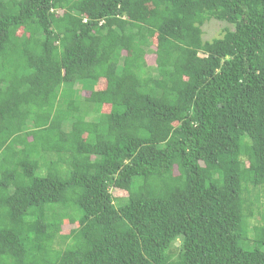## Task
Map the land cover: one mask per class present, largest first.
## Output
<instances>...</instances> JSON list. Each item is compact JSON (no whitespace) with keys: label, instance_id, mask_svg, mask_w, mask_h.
I'll list each match as a JSON object with an SVG mask.
<instances>
[{"label":"trees","instance_id":"1","mask_svg":"<svg viewBox=\"0 0 264 264\" xmlns=\"http://www.w3.org/2000/svg\"><path fill=\"white\" fill-rule=\"evenodd\" d=\"M261 190L264 0H0V264H264Z\"/></svg>","mask_w":264,"mask_h":264},{"label":"rangeland","instance_id":"2","mask_svg":"<svg viewBox=\"0 0 264 264\" xmlns=\"http://www.w3.org/2000/svg\"><path fill=\"white\" fill-rule=\"evenodd\" d=\"M227 28H232V27L230 25H228L227 23H225V22H220V21H217V20L208 21L203 26V38L206 41L213 40L214 38H219V37H221L224 34L225 29H227ZM155 59H156L155 55H153L152 53H150L147 56V62H148V64L150 66L154 67L155 66ZM105 85H106L105 80H100L98 86L104 88ZM82 96L85 97V98H88L89 94L85 92V93H83ZM104 111H108L109 112L108 107H106ZM85 133H84V136H86ZM112 193H113V196L116 199H125V198L128 197V194L126 192L120 190V189H112ZM255 193L256 192L254 191V194ZM258 198L260 200V204L258 205L259 206L258 209L260 211V214L257 215V217H259V218H258V220L257 219L256 220L255 219L251 220L250 221L251 224L252 223L258 224L260 222L261 215L264 213V193H263V190L260 191ZM72 228H74V226H72V225H65L63 227V234L69 233V231Z\"/></svg>","mask_w":264,"mask_h":264}]
</instances>
